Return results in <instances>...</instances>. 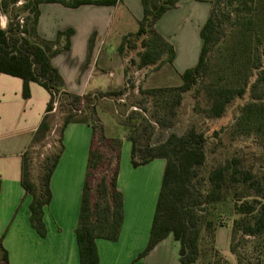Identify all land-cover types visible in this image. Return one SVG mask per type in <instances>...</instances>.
<instances>
[{
	"label": "trees",
	"instance_id": "16d2710c",
	"mask_svg": "<svg viewBox=\"0 0 264 264\" xmlns=\"http://www.w3.org/2000/svg\"><path fill=\"white\" fill-rule=\"evenodd\" d=\"M119 1L0 0V16L5 18V24L0 23V73L22 80L24 99L30 96V82L37 83L49 94L44 115L21 154L20 183L31 197L29 223L41 237L46 235L43 208L51 199L50 178L63 152L64 128L69 123H85L91 131L74 230L80 264H98L96 239L116 241L119 237L123 195L117 187V178L122 139L107 140L97 104L103 99L122 102L121 96L128 88L122 86L83 94L67 90L51 59L69 49L73 30L58 31L54 40L40 37L37 32L39 5L60 3L73 8L82 4L115 5ZM177 2L141 0L142 17L137 29L121 38L118 51L122 53L124 45L131 41L130 36H134L141 39L138 62L131 59L137 67L172 64L173 46L160 35L155 24L165 12L174 9ZM244 12L247 18L233 24V29L226 35L225 21L231 14L239 16ZM94 37L92 34L89 39L84 69L91 56ZM199 37L201 45L197 60L178 72L180 84L171 88L138 90L129 103L135 108L119 120V124L125 126L124 138L130 142L132 167L147 164L155 158L165 160L148 240L135 260L145 257L170 236L178 243V264H197L202 228L213 235V222L205 217V213L215 204H230L234 213L240 215L232 229L242 236H264V162L254 167L240 147L229 153L221 152V157L216 159L215 148L219 145L221 129L211 130L206 122V118L222 117L230 103L248 91L249 100L242 105L233 127L242 130L239 132H250L255 128L257 134L264 137V96H253L264 82V0H212L209 14L200 26ZM220 45L225 49L223 62L227 61L228 67L233 68L234 79L228 85L218 84L220 76L210 77L213 52ZM207 77H210L209 81H206ZM129 88L133 89V84ZM162 91H170L172 101L149 110L150 97ZM188 91L197 95L202 92L204 114L191 116L180 128L176 126L177 108ZM56 112L60 114V123L54 129L52 114ZM106 141L110 143L106 144ZM47 144L49 149L40 158ZM96 145L106 146L108 156H102ZM115 148L117 152L113 154ZM209 156L213 162L209 161ZM101 163H104L103 174L94 181ZM0 264H9L1 240Z\"/></svg>",
	"mask_w": 264,
	"mask_h": 264
},
{
	"label": "crops",
	"instance_id": "0c3cea01",
	"mask_svg": "<svg viewBox=\"0 0 264 264\" xmlns=\"http://www.w3.org/2000/svg\"><path fill=\"white\" fill-rule=\"evenodd\" d=\"M211 5L212 0H178L176 7L165 12L155 24L160 35L173 46L172 66L179 73L185 69L182 66L186 60V28L183 24L192 22L197 25L196 31H199ZM141 17V0H121L115 5L82 4L73 8L60 3H41L37 32L46 40H54L58 31L67 28L73 30L69 49L57 53L51 61L62 76L64 87L83 94L99 87L92 57L105 58V55H100L104 44V47L110 42L114 46L116 42L119 44L128 28L136 31ZM92 34L95 35L94 46L84 69ZM178 58L182 61L179 62ZM22 84L20 78L0 73L1 244L7 251L9 264H80L74 230L91 131L85 123H69L64 128L63 152L50 178L51 199L43 208L46 235L41 237L29 223L31 197L24 192L20 183L21 154L44 115L49 94L37 83L30 82V96L24 99ZM127 144L129 152L130 142H125L123 147ZM155 162L158 164L153 166ZM164 163L163 158H155L136 167H150L145 168L138 190L132 184L134 172L127 168L118 173L117 187L123 195V221L116 241L96 239L98 264H156V259L153 260L155 257L149 259L163 247L165 241H171L170 236L158 243L145 257L139 260L135 258L148 240L159 191L157 168L163 170ZM162 264H178V260H162Z\"/></svg>",
	"mask_w": 264,
	"mask_h": 264
},
{
	"label": "rangeland",
	"instance_id": "374dc122",
	"mask_svg": "<svg viewBox=\"0 0 264 264\" xmlns=\"http://www.w3.org/2000/svg\"><path fill=\"white\" fill-rule=\"evenodd\" d=\"M245 13L246 12L239 13V16L231 14L230 19L225 21L224 32L226 35L233 29V24H238L247 18ZM17 19L20 20L21 18L18 17ZM0 23L2 25L5 24V18L3 15H1ZM183 26L186 28V60L184 62L185 65L182 67H185L186 69L196 62L201 43L198 34L199 31H196V24L186 22ZM253 27L254 25H252V28ZM133 32L135 31H131L128 28L126 35ZM130 40L129 43L124 45L122 53L118 51L119 44L117 42L115 46L113 42H110L104 47L105 43L100 55H105L106 57H92V62L95 61L94 67L97 76L96 81L99 86L98 89L95 90L96 92L115 90L122 86L128 88L125 94L121 96L123 100L122 102L117 99H112V101H106L103 99L99 102L97 101V107L99 118L101 119V122L104 123L107 140H115L120 137L122 139V146H120L118 154V173L120 170L124 171L127 168L134 172L135 176L133 182H135L136 186L132 181L131 182L133 188L137 187L138 190L139 182L145 168L150 167L148 166L142 169H137L131 166L130 154L127 150L128 144L125 148L123 147V144L125 142L128 143L129 141L124 138L125 126L120 125L119 120L124 118L121 117L124 113L135 108L131 107L129 103L132 95L138 94V90L148 88H171L180 84V77L172 64L168 62L161 66L151 64L142 68L137 67L131 59H134L135 63L138 62L137 52L140 49L141 39L130 36ZM224 54L225 49L223 45H220L219 49L213 52L210 67V77L220 76L217 81L220 85L231 84L234 79L233 68L228 67L227 61L223 62L222 57ZM178 59L179 62L182 61L180 58ZM101 63H103V65H100ZM255 72L256 70L254 69L253 73ZM210 77H207L206 81H209ZM131 84L134 86L133 89L129 88ZM202 95V92L199 95L193 94L192 91L184 93L181 103L177 108V127L181 128L191 116L204 114L205 104ZM253 96H264V82L257 87L255 95ZM172 99L173 95L170 91L157 93L153 97H150L149 110H152L154 107L160 106L161 104L170 102ZM248 100L249 94L247 91L242 97L236 98L230 103L222 117L213 119L206 118V122L210 125L211 130L221 129L218 135L219 145L215 148L216 159L221 157V152L229 153L233 148L240 147L241 151L246 155L247 160H252L254 167H258L264 162V137H262L261 134H257L258 131H256L255 128L250 129V132H246L245 130L244 132H239L242 130L233 127L242 105ZM52 111H54V109ZM52 115V122L54 123L55 129L59 126L60 114L56 112ZM56 133L57 132H54V135H56ZM109 143V141H106V144ZM49 146L50 145L47 144L44 149H42L43 152L41 153L40 158L43 157L46 150L49 149ZM96 146L100 149L102 156H108L105 148L106 146ZM116 152L117 149H113V154H116ZM209 161L213 162L214 159L209 156ZM155 164L158 163L155 162L153 166H155ZM103 167L104 163H101L97 169L96 176L93 177L94 181L103 174ZM161 171L162 169L160 167L157 168V191L160 187ZM205 217L213 222L211 228L213 235L210 236V234L202 228L200 256L197 264H264V236H242L238 230H233L232 226L234 221L238 220L240 215L234 213L230 204H215L210 206L205 213ZM162 246L163 247H160L159 251L149 260H152L155 257L153 260L156 259V264H162V260H178L177 242L171 239L169 243L165 241Z\"/></svg>",
	"mask_w": 264,
	"mask_h": 264
},
{
	"label": "bare ground",
	"instance_id": "6f19581e",
	"mask_svg": "<svg viewBox=\"0 0 264 264\" xmlns=\"http://www.w3.org/2000/svg\"><path fill=\"white\" fill-rule=\"evenodd\" d=\"M0 19H1V16H0Z\"/></svg>",
	"mask_w": 264,
	"mask_h": 264
}]
</instances>
